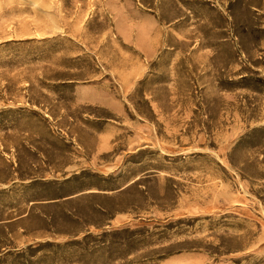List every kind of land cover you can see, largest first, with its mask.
Segmentation results:
<instances>
[{"label":"rangeland","instance_id":"1","mask_svg":"<svg viewBox=\"0 0 264 264\" xmlns=\"http://www.w3.org/2000/svg\"><path fill=\"white\" fill-rule=\"evenodd\" d=\"M0 264H264V0H0Z\"/></svg>","mask_w":264,"mask_h":264}]
</instances>
